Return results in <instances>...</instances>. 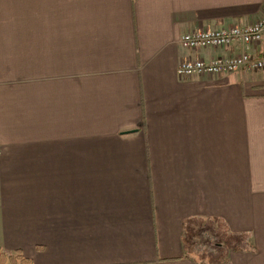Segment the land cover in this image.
<instances>
[{
    "label": "crops",
    "instance_id": "0c3cea01",
    "mask_svg": "<svg viewBox=\"0 0 264 264\" xmlns=\"http://www.w3.org/2000/svg\"><path fill=\"white\" fill-rule=\"evenodd\" d=\"M264 0H0V250L34 264H264V70L180 78L184 32ZM264 55V39L249 46ZM248 244L250 247L246 246ZM222 258V257H221Z\"/></svg>",
    "mask_w": 264,
    "mask_h": 264
},
{
    "label": "built area",
    "instance_id": "2783aa9c",
    "mask_svg": "<svg viewBox=\"0 0 264 264\" xmlns=\"http://www.w3.org/2000/svg\"><path fill=\"white\" fill-rule=\"evenodd\" d=\"M264 39V13L252 24L231 25L218 28H202L184 32L179 43L185 49L204 47H228L233 44L242 50L230 56H217L209 60L187 57L177 65L176 74L180 78L193 75L217 76L238 70H264V55L249 52L250 45ZM1 154V151H0Z\"/></svg>",
    "mask_w": 264,
    "mask_h": 264
},
{
    "label": "rangeland",
    "instance_id": "374dc122",
    "mask_svg": "<svg viewBox=\"0 0 264 264\" xmlns=\"http://www.w3.org/2000/svg\"><path fill=\"white\" fill-rule=\"evenodd\" d=\"M196 241L198 248L195 256L197 259H205L206 264H218L220 260L225 259L224 256L228 248L235 243V238L222 230L206 229Z\"/></svg>",
    "mask_w": 264,
    "mask_h": 264
},
{
    "label": "trees",
    "instance_id": "16d2710c",
    "mask_svg": "<svg viewBox=\"0 0 264 264\" xmlns=\"http://www.w3.org/2000/svg\"><path fill=\"white\" fill-rule=\"evenodd\" d=\"M246 246L250 247L248 244ZM0 264H34L33 261L27 257L20 250H13L5 252L0 250ZM218 264H230L227 258L220 260Z\"/></svg>",
    "mask_w": 264,
    "mask_h": 264
}]
</instances>
